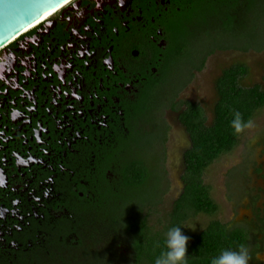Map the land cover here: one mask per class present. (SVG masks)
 <instances>
[{
    "label": "flooded vegetation",
    "instance_id": "af4514ba",
    "mask_svg": "<svg viewBox=\"0 0 264 264\" xmlns=\"http://www.w3.org/2000/svg\"><path fill=\"white\" fill-rule=\"evenodd\" d=\"M255 1L73 0L0 51V264H137L139 241L166 239L169 210L152 223L171 190L169 123L153 112L155 94L175 68L176 43L203 32L197 43H229V33L209 31L254 7L263 24L249 44L243 33L227 47L188 46L189 66L198 72L218 53L262 54L254 43L264 6ZM28 48L26 80L12 64ZM235 66L248 69L242 83L251 77L238 60L216 80Z\"/></svg>",
    "mask_w": 264,
    "mask_h": 264
},
{
    "label": "trees",
    "instance_id": "16d2710c",
    "mask_svg": "<svg viewBox=\"0 0 264 264\" xmlns=\"http://www.w3.org/2000/svg\"><path fill=\"white\" fill-rule=\"evenodd\" d=\"M188 46L189 43H176V53L171 55L173 68L183 61L188 64L191 62ZM200 66H203V62H200ZM247 74L246 67L235 66L224 71L216 80L217 102L211 122L204 108L198 104L175 103V112L179 114L178 121L189 137V146L183 155L184 168L180 177L182 190L174 201L169 229L181 227L183 234L189 238L188 264H212L213 258L223 250H236L240 245L249 246L251 237L257 239L264 234V219L260 217L262 227L246 225L229 228L218 220H212L198 233H191L185 227L192 217H213L219 211L218 204L212 198L211 188L204 182V175L217 160L231 153L239 144L242 132L237 134L231 126L234 113L240 112L247 123L264 108V81L263 85L243 86L242 80ZM169 76L168 73L165 74L160 86H164ZM159 109L157 107L156 111ZM144 231L142 229L138 232L143 234ZM165 241V238L157 241L155 237H150L147 244L139 241L136 244V263L155 264L156 258L167 251ZM258 244L261 245V242ZM255 248L252 257L259 246Z\"/></svg>",
    "mask_w": 264,
    "mask_h": 264
},
{
    "label": "rangeland",
    "instance_id": "374dc122",
    "mask_svg": "<svg viewBox=\"0 0 264 264\" xmlns=\"http://www.w3.org/2000/svg\"><path fill=\"white\" fill-rule=\"evenodd\" d=\"M254 52L251 51L246 56L236 53H218L212 56L173 102L199 103L211 122L217 102L215 82L221 68L232 65L238 60L245 61L250 66L252 75L242 84L263 85L264 52L260 55ZM169 110L166 109L164 116H167L169 123L166 148L171 190L168 201L166 200L153 212L154 224L157 219L164 221L169 212L171 213L174 201L180 193L182 153L188 146L186 134ZM204 182L211 188L212 198L218 204L219 211L213 217L207 215L192 217L185 226L189 232H201L212 220H218L229 228L246 225L262 227L259 217L264 219V108L257 112L251 121V127L244 129L235 150L223 155L206 171ZM260 242L261 245L258 244ZM257 246L259 250L254 253V259L250 264H264V234L257 239L250 238L248 247L251 254ZM93 253H90L88 261L92 260ZM258 254L261 259H257Z\"/></svg>",
    "mask_w": 264,
    "mask_h": 264
},
{
    "label": "water",
    "instance_id": "95a60500",
    "mask_svg": "<svg viewBox=\"0 0 264 264\" xmlns=\"http://www.w3.org/2000/svg\"><path fill=\"white\" fill-rule=\"evenodd\" d=\"M70 1L72 2L73 0H0V51H2L3 48L10 41L16 38L19 34H21L27 27H29L30 25L41 19L45 14L61 7L62 5H65ZM258 1L259 0H256L254 4H257ZM261 4L262 6H264V0H261ZM258 13L259 12L256 11L254 7L252 10L250 11L247 10L244 14H242L238 18L239 20L238 23H236L231 28L228 27V29H218V27H215L214 29L210 30L209 33H211L213 36H217V34H222V33H229V35L233 36V38H236L237 35L239 34L243 35L244 33L246 34V38L243 43H248V41L251 40L249 36L252 33L253 27H256V29H258V27L260 26L257 25L256 23L263 24V20L258 19L260 17V14ZM244 27L245 29H243ZM263 27L261 29L262 40L261 39L259 40L257 38L256 42L254 43L257 46V48H259V46H263L264 44ZM203 33L197 35L196 43H189V47L191 49H195L198 46L205 47L206 45H207L206 47H210V48L211 46L213 48H221V47H227L229 45H233V41H234L233 38H231L229 43H222V42L208 43V44L197 43L202 40ZM24 35H22L21 37H23ZM19 57H20L19 61L16 63V65H14L13 63L12 67L15 66L14 68L17 74L21 77H25L26 80H28L32 75H34L33 56L31 49L29 48L24 49L23 56L20 55ZM199 62H200V57L196 60V64L198 65ZM16 67H20L21 69H16ZM199 71L198 72L193 71V69H191V67L187 62L181 65H177L174 68L173 72L170 74L169 78L164 83V86L161 87L155 94V100L153 103L154 107H152V109L154 114L156 115V108L161 106L160 111L157 112V116H159L160 120L162 118L161 113L163 112V117H164L165 111L169 107V105L180 94V92L189 84V82L199 73ZM8 72L12 73L13 76H15L16 74V72L12 70ZM8 72L6 73V76L9 75ZM13 85L17 87L15 81H13ZM155 120L156 117L150 118L149 124L151 123L152 126L156 125L157 122ZM154 130H157V128H154ZM157 132L160 133V131ZM157 132L155 131V134ZM106 214H111V208H106ZM68 263H69V259L66 261V264Z\"/></svg>",
    "mask_w": 264,
    "mask_h": 264
},
{
    "label": "clouds",
    "instance_id": "9594fccd",
    "mask_svg": "<svg viewBox=\"0 0 264 264\" xmlns=\"http://www.w3.org/2000/svg\"><path fill=\"white\" fill-rule=\"evenodd\" d=\"M231 126L234 131L239 134L245 128L251 127V121L245 122L240 112L234 113V118L231 121ZM181 227H172L166 234V248L156 258L155 264H188L187 246L189 238L183 234ZM253 257L250 248L246 245H240L238 249H225L221 254L212 260V264H250ZM257 259H261L259 254Z\"/></svg>",
    "mask_w": 264,
    "mask_h": 264
},
{
    "label": "bare ground",
    "instance_id": "6f19581e",
    "mask_svg": "<svg viewBox=\"0 0 264 264\" xmlns=\"http://www.w3.org/2000/svg\"><path fill=\"white\" fill-rule=\"evenodd\" d=\"M68 3H70V2H68ZM68 3H66L65 5H67ZM65 5H62L61 7L57 8L55 10H52V11L48 12L47 14H45L41 19H39L38 21H36L35 23H33L32 25L27 27L21 34H19L16 38H14L12 41H10L6 46L11 44V42L16 41L17 39H19L22 35L26 34L28 31H30V30L34 29L35 27H37L40 23H42V21H44L47 18H49L53 13L58 12V10L63 8Z\"/></svg>",
    "mask_w": 264,
    "mask_h": 264
}]
</instances>
